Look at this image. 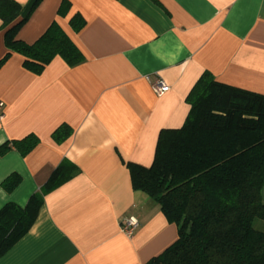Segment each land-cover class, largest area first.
Returning a JSON list of instances; mask_svg holds the SVG:
<instances>
[{"label":"crops","instance_id":"obj_1","mask_svg":"<svg viewBox=\"0 0 264 264\" xmlns=\"http://www.w3.org/2000/svg\"><path fill=\"white\" fill-rule=\"evenodd\" d=\"M16 1L27 11L34 0ZM76 13L79 32L69 23ZM53 22L84 60L69 66L57 56L34 74L15 53L1 66L0 147L29 134L39 144L0 155V210L25 207L64 161L76 173L44 196L0 264H147L174 243L177 226L133 189L128 164L151 166L160 132L184 125L204 73L264 95V0H42L17 37L32 44ZM6 51L1 33L0 58ZM61 127L69 136L59 142ZM13 173L21 182L8 192ZM129 217L138 221L132 235L122 230Z\"/></svg>","mask_w":264,"mask_h":264},{"label":"trees","instance_id":"obj_2","mask_svg":"<svg viewBox=\"0 0 264 264\" xmlns=\"http://www.w3.org/2000/svg\"><path fill=\"white\" fill-rule=\"evenodd\" d=\"M42 0L25 11L16 0H0V35L6 53L0 68L13 54L23 57V67L41 74L57 56L69 66L84 57L61 27L53 22L34 43L17 37L21 26ZM68 3L63 2V14ZM75 32L85 26L76 13L70 19ZM190 113L179 129L160 132L153 163L143 167L129 163L132 187L160 206L166 219L177 226V239L147 264H264V95L215 80L204 73L192 88ZM69 136L61 127L54 138ZM39 144L29 134L0 147L22 156ZM76 173L72 163L62 162L39 193L25 207L8 203L0 210V257L33 226L44 196ZM21 182L13 173L3 183L11 192Z\"/></svg>","mask_w":264,"mask_h":264},{"label":"built area","instance_id":"obj_3","mask_svg":"<svg viewBox=\"0 0 264 264\" xmlns=\"http://www.w3.org/2000/svg\"><path fill=\"white\" fill-rule=\"evenodd\" d=\"M153 89L157 95H162L168 90V86L163 82L162 80L158 79L155 82H153ZM2 108L3 104L0 103V117L2 116ZM138 226V221L134 217L126 218L122 222V230L128 235H132L135 229Z\"/></svg>","mask_w":264,"mask_h":264},{"label":"rangeland","instance_id":"obj_4","mask_svg":"<svg viewBox=\"0 0 264 264\" xmlns=\"http://www.w3.org/2000/svg\"><path fill=\"white\" fill-rule=\"evenodd\" d=\"M257 227H259V228H263V229H264V223H259V224L257 225Z\"/></svg>","mask_w":264,"mask_h":264}]
</instances>
